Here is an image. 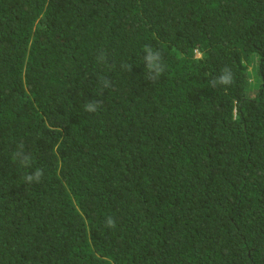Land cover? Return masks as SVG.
Returning <instances> with one entry per match:
<instances>
[{
	"label": "trees",
	"instance_id": "obj_1",
	"mask_svg": "<svg viewBox=\"0 0 264 264\" xmlns=\"http://www.w3.org/2000/svg\"><path fill=\"white\" fill-rule=\"evenodd\" d=\"M0 264H264V0H0Z\"/></svg>",
	"mask_w": 264,
	"mask_h": 264
},
{
	"label": "clouds",
	"instance_id": "obj_2",
	"mask_svg": "<svg viewBox=\"0 0 264 264\" xmlns=\"http://www.w3.org/2000/svg\"><path fill=\"white\" fill-rule=\"evenodd\" d=\"M152 60H153V57L149 56V65H148V67H152ZM220 83L227 84V83H229V80H228L227 77H221ZM86 110L87 111H95V108L90 103L89 105H87ZM29 179H31V177H29ZM108 224H109V226H112V227L115 226V223H114V221L111 218H109Z\"/></svg>",
	"mask_w": 264,
	"mask_h": 264
}]
</instances>
